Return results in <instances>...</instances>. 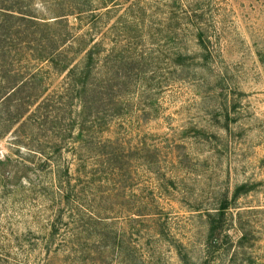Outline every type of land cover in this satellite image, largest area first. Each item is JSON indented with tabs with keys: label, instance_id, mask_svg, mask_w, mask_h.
Returning <instances> with one entry per match:
<instances>
[{
	"label": "rangeland",
	"instance_id": "rangeland-1",
	"mask_svg": "<svg viewBox=\"0 0 264 264\" xmlns=\"http://www.w3.org/2000/svg\"><path fill=\"white\" fill-rule=\"evenodd\" d=\"M91 6L83 14L76 1L37 6L44 17L73 13L63 50L77 62L85 45H98L94 94L83 111L78 74L27 65L25 123L0 127V264L196 263L206 214L241 186L247 192L228 211L229 242L215 264H264V0ZM197 11L212 59L176 68L178 53L199 52L197 31L186 26ZM114 234H125L120 257Z\"/></svg>",
	"mask_w": 264,
	"mask_h": 264
},
{
	"label": "trees",
	"instance_id": "trees-1",
	"mask_svg": "<svg viewBox=\"0 0 264 264\" xmlns=\"http://www.w3.org/2000/svg\"><path fill=\"white\" fill-rule=\"evenodd\" d=\"M70 1H76L78 4L83 5L79 13L83 14L84 11L88 13L92 11L93 0ZM55 3H57V0H0V74H3L2 77L0 76V127L6 122L11 123L12 126L25 123V109L30 106L28 101H31V96H24L25 88H27L28 82L31 80L30 78L29 81L26 80L25 74H29L27 65L33 62L49 64L50 67H56L55 69L59 67L60 74H69V76L73 77L78 74L77 83L73 86L75 90L73 91L76 92V99L83 100L81 101L83 111L89 106L90 102L85 98L94 94L90 90L93 87L89 83V76L98 45H94L91 48L85 45L77 56V59H80L81 55L83 56V60L80 63L76 59L71 58L68 52H64L63 47L71 40V30H73L67 25L66 20L73 13L57 14L54 18L37 14L38 4L49 9ZM84 6L87 7V10H85ZM193 13V16L189 14L186 20L188 25L186 26L197 31L199 52L196 55L178 53L175 59L176 68L186 66L191 68L198 65L203 67L207 65L208 67V63L212 59L210 46L206 42L208 39L202 27L201 18L204 14L198 11ZM63 17L65 19H62ZM23 63L25 67L22 66ZM4 112L6 116L3 115ZM83 125L81 126L82 129L85 127V123ZM10 127L11 125L9 129ZM75 127L70 131H74ZM76 128L79 129L78 127ZM81 136L82 134L80 133ZM52 145L54 150L57 152L61 151L62 147L57 142L52 143ZM106 157L112 162L120 163L121 161L119 153L116 152L107 153ZM4 178H7V174L4 175ZM243 192H247L246 186H241L236 190L232 201L225 198L219 208L206 214L208 232L205 241V253L199 262L192 264L217 263L218 255L229 242L227 235L229 227L228 211ZM67 199V203L70 204L72 199ZM60 219L62 221V217ZM161 230L165 233L164 228H161ZM58 231L59 228L54 226L50 239L45 244L46 255L52 253V247L56 243ZM118 235L114 234V237H112V252L115 253L118 249V256L120 257L126 240L124 238L125 234ZM246 238V234L243 233L238 244L243 245ZM103 239L108 240V238L103 236V238H99V242H103ZM179 253L182 258L186 257L183 249H179Z\"/></svg>",
	"mask_w": 264,
	"mask_h": 264
}]
</instances>
